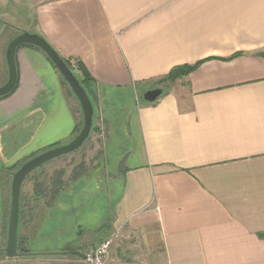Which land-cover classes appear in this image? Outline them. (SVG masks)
I'll return each instance as SVG.
<instances>
[{
	"label": "crops",
	"instance_id": "obj_1",
	"mask_svg": "<svg viewBox=\"0 0 264 264\" xmlns=\"http://www.w3.org/2000/svg\"><path fill=\"white\" fill-rule=\"evenodd\" d=\"M23 33L81 62L100 117L110 93L141 90L136 113L104 120L109 138L123 127L128 147L95 152L96 161H113L120 186L107 234L85 252L112 236L109 264H264V0L0 2V87L6 48ZM15 64L17 87L0 100L1 208L14 174L6 169L69 143L82 122L40 50L17 49ZM195 65L160 83L173 68ZM153 89L162 90L157 101H142ZM40 169L20 196L46 206L47 186L35 184L52 178ZM114 190L108 185L106 197Z\"/></svg>",
	"mask_w": 264,
	"mask_h": 264
},
{
	"label": "rangeland",
	"instance_id": "obj_2",
	"mask_svg": "<svg viewBox=\"0 0 264 264\" xmlns=\"http://www.w3.org/2000/svg\"><path fill=\"white\" fill-rule=\"evenodd\" d=\"M9 1L0 0V2ZM11 1L17 2V0ZM25 1L22 0L24 5ZM24 16V20H28V11H25ZM140 93L141 90H136L133 94L130 92L110 93L114 102L109 101L104 104L101 117L96 108L99 102L94 108L95 119L90 133V135L93 133L92 138H88L76 152L57 158L55 161L53 160L40 167L39 175L42 178L48 177L53 180L54 177L58 176L59 178L62 175L63 178L70 174H79V177L72 183L64 185V189L57 191L53 195L49 206L36 202L30 194L24 193V198L20 196V201L22 198L24 207L21 208L20 205L22 215L18 222V251L26 254V256L24 259H7L0 264H48L56 259L68 258L70 255H67V251H65L67 247L74 249L77 254L70 256L71 258L69 259H76L89 248L87 243L95 244L107 234L120 183H115L113 161L110 159L107 161L105 159L104 161H96L94 159L95 152L98 147L103 150L105 144L110 146L108 149L113 148L118 154H123L127 150L128 139L121 131L123 127L118 126L116 133L109 138L105 131V121L111 115L115 118V114H118L119 117V114L122 113H136L137 105L141 104V100L137 99L135 101L134 97L135 94L140 95ZM117 122L122 125L124 120L121 118ZM81 124L82 122L79 128ZM96 126L99 130L97 131L98 133L94 132ZM2 163H4V160H0V165ZM24 163L8 167L6 170L8 173L13 174ZM36 172L35 170L30 175L35 176ZM108 179H110L109 183H107ZM96 185L100 188L98 191L94 190ZM108 185L114 186L116 190L109 197H106L104 190H106ZM78 188H85L86 190H79ZM48 201L49 198H46L45 202ZM5 202L4 207L1 208L3 202L0 200V253L5 249L7 241L10 196ZM87 237H91V239H87ZM57 253L63 254L55 255ZM111 257L112 254L110 255Z\"/></svg>",
	"mask_w": 264,
	"mask_h": 264
},
{
	"label": "water",
	"instance_id": "obj_3",
	"mask_svg": "<svg viewBox=\"0 0 264 264\" xmlns=\"http://www.w3.org/2000/svg\"><path fill=\"white\" fill-rule=\"evenodd\" d=\"M25 46H32L40 50L53 65L57 73L67 84L72 95L76 99L82 115V126L79 133L67 144L47 150L22 165L12 176L10 185V205L8 215L7 241L5 255L12 259L18 257V222H19V199L20 189L24 180L35 170L47 163L76 152L89 138L93 124V106L80 86L79 82L71 71L65 66L59 54L42 37L36 34L23 33L14 38L7 46L5 60L8 70L6 83L0 87V98L13 92L17 83V71L15 64V54L17 49ZM162 95L161 89H153L145 92L141 99L145 103H153ZM55 255H60L59 253Z\"/></svg>",
	"mask_w": 264,
	"mask_h": 264
},
{
	"label": "trees",
	"instance_id": "obj_4",
	"mask_svg": "<svg viewBox=\"0 0 264 264\" xmlns=\"http://www.w3.org/2000/svg\"><path fill=\"white\" fill-rule=\"evenodd\" d=\"M26 47H32V46H26ZM33 48H35V47H33ZM60 58L62 59V61L65 64V66L75 76V78L79 82L80 86L83 88V90L87 94V96H88V98H89V100H90V102H91V104L93 106V112H94L95 111L94 108L96 107V105L98 103V99H97L98 95H97V88H96L95 81L89 76V74L87 73V71L85 70V68L83 67V65L81 64L80 61L75 60V61L72 62L71 60L65 59V58H63L61 56H60ZM73 63H74V67L75 68L72 67ZM196 66L197 65H195V66H185V67H175L164 78H162L160 80V83H173L177 79H180L182 77L187 76L191 71H193L194 68H196ZM59 78H60V81H61V85L69 92V94H71V96H73L71 91L69 90L67 84L65 83V81L62 79V77L60 75H59ZM17 83H18V78H17ZM17 83H16V87H17ZM16 87H15V89H16ZM15 89L13 90V92L15 91ZM12 93H10L9 95H7L5 97L0 98V100L4 99L6 97H9ZM94 119H95V112L93 113V121H94ZM80 129L81 128H78L76 130V135L79 133ZM94 131H95V129H94ZM77 177H79V174H76V175L70 174V179L66 180V181H63L62 175H60L59 178H58V176L54 177V179L50 181V184H47L46 181H43V182L41 181L40 183H36L35 187H36V185L39 188H44V187L46 188V186H47V188L49 187L48 189L46 188L47 194L49 195V201L45 202L46 206H49L50 202L53 199V195L57 191H59L61 189H64L63 188L64 185H68L70 182L76 180ZM21 215H22L21 214V208H19V218L21 217ZM17 246H18V242H17ZM65 251H67L66 252L67 255H70V256L77 255L76 252L74 251V249H70L69 247L65 248Z\"/></svg>",
	"mask_w": 264,
	"mask_h": 264
},
{
	"label": "built area",
	"instance_id": "obj_5",
	"mask_svg": "<svg viewBox=\"0 0 264 264\" xmlns=\"http://www.w3.org/2000/svg\"><path fill=\"white\" fill-rule=\"evenodd\" d=\"M74 67V63L72 65ZM112 237L104 240L97 247L83 253L76 259H69L64 257L62 260L56 259L48 264H109L108 255L112 245Z\"/></svg>",
	"mask_w": 264,
	"mask_h": 264
},
{
	"label": "flooded vegetation",
	"instance_id": "obj_6",
	"mask_svg": "<svg viewBox=\"0 0 264 264\" xmlns=\"http://www.w3.org/2000/svg\"><path fill=\"white\" fill-rule=\"evenodd\" d=\"M17 253H18V257H16V258H18V259H24V257L26 256V254H24V253H20L19 251H18V246H17ZM60 254H63V253H60ZM7 259H9V258H7L6 257V255H5V249L3 250V252H1L0 253V263H2V262H4L5 260H7ZM13 259V258H12Z\"/></svg>",
	"mask_w": 264,
	"mask_h": 264
}]
</instances>
